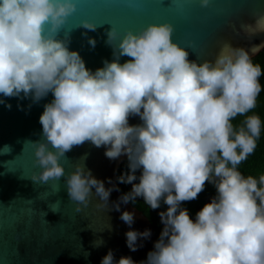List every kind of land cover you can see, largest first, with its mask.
Listing matches in <instances>:
<instances>
[{"label": "clouds", "instance_id": "obj_1", "mask_svg": "<svg viewBox=\"0 0 264 264\" xmlns=\"http://www.w3.org/2000/svg\"><path fill=\"white\" fill-rule=\"evenodd\" d=\"M199 3L206 8L210 0ZM75 11V0H0V94L34 101L49 92L54 97L39 118L43 140L31 142L41 169L31 180L64 177L77 212L89 205L95 188L103 201L97 206L107 209L113 188L81 164L65 177L60 163L74 146H104L110 160L126 155L129 161L130 171L118 180L132 188L121 202L143 197L153 210L162 200L168 206L159 213L160 238L139 264H264V174L244 176L237 167L254 153L261 135L260 116L248 115L262 92L260 64L227 42L214 61L189 60L186 48L172 39L174 26L165 22L128 30L116 46L111 27L106 44L114 59L92 71L78 51L69 50V32L57 39ZM78 27L97 29L88 20ZM260 31L264 15L256 17L250 35ZM88 43L94 48L95 38ZM124 56L130 59L121 63ZM130 116L142 123L130 125ZM238 116L245 117L239 126L233 123ZM138 169L139 183H133ZM206 182L217 195L193 221L181 204L196 199ZM114 207L120 210L119 203ZM120 219L130 227L127 247L136 251L138 239L151 231L131 229L132 212ZM101 264L137 262L130 256L115 261L109 250Z\"/></svg>", "mask_w": 264, "mask_h": 264}, {"label": "water", "instance_id": "obj_2", "mask_svg": "<svg viewBox=\"0 0 264 264\" xmlns=\"http://www.w3.org/2000/svg\"><path fill=\"white\" fill-rule=\"evenodd\" d=\"M75 3L76 11L67 18L57 39H65L69 32V50L78 51L92 71L102 68L105 60L114 59L113 48L106 44L111 27L118 34L112 42L116 46L128 30L138 33L149 24L171 23L175 29L173 41L186 48L189 60L197 62L214 61L225 42L245 48L251 57L264 49V31L250 35L255 30L256 17L264 15V0H210L206 8L200 6L199 0H75ZM83 20L96 24V31L78 27ZM242 24L253 28L245 31ZM89 37L96 40L94 48L88 43ZM253 47L259 50L253 49L252 53ZM128 59L121 57L120 62ZM0 99L4 100L0 103V264H101L109 250L115 261L122 256H130L137 264L146 261L158 238L150 219L130 202L119 199L122 193L117 171L127 156L110 160L105 156L104 146L97 148L91 142L74 146L65 154L60 160L65 177L81 164L104 181L106 188H113L107 209L97 206L103 201L93 188L89 205L77 212L64 177L42 184L30 178L41 171L35 164L31 142L43 140L39 118L44 105L54 99L52 93L39 101L31 96L24 98L23 94L10 98L0 94ZM9 104L10 108L6 106ZM140 123L139 116L129 117L130 125ZM117 203L119 211L114 207ZM124 211L134 214L131 229L151 231L150 237L138 239L136 251L126 244L125 233L130 227L120 219Z\"/></svg>", "mask_w": 264, "mask_h": 264}, {"label": "trees", "instance_id": "obj_3", "mask_svg": "<svg viewBox=\"0 0 264 264\" xmlns=\"http://www.w3.org/2000/svg\"><path fill=\"white\" fill-rule=\"evenodd\" d=\"M254 63H258L261 66L262 72H264V49L256 56L252 57ZM260 82L262 85V92L257 99V106L252 112L248 113L257 114L261 118V135L257 140V147L253 154H251L247 160L243 161L238 165V170L244 175H252L259 178L260 175L264 174V74L260 77ZM245 117L238 116L233 120L234 125H241ZM129 170V161L126 158L122 164L119 166L117 171V183L120 188V191L123 194L131 191L132 184L129 183H120L118 177L122 174L128 173ZM137 179L133 183H139V176L141 175V170H137L135 173ZM217 195L216 188L213 183L206 182L204 190L198 194V197L192 201L182 202L181 207L186 208L189 212L191 219L195 217L199 208H202L207 201L211 202V199ZM130 203L141 210L152 222L157 238L159 240L160 233L164 227L160 219V212L167 210V205L164 204L163 200L161 201L160 207L153 210L151 209L143 200V197H136L135 201H130Z\"/></svg>", "mask_w": 264, "mask_h": 264}, {"label": "flooded vegetation", "instance_id": "obj_4", "mask_svg": "<svg viewBox=\"0 0 264 264\" xmlns=\"http://www.w3.org/2000/svg\"><path fill=\"white\" fill-rule=\"evenodd\" d=\"M209 202H210V201H209ZM207 203H208V201H207ZM201 209H202V208H199L198 211H200ZM195 218H196V215H195V217L192 218V220L195 221Z\"/></svg>", "mask_w": 264, "mask_h": 264}, {"label": "rangeland", "instance_id": "obj_5", "mask_svg": "<svg viewBox=\"0 0 264 264\" xmlns=\"http://www.w3.org/2000/svg\"><path fill=\"white\" fill-rule=\"evenodd\" d=\"M208 203H210L209 200H208Z\"/></svg>", "mask_w": 264, "mask_h": 264}]
</instances>
